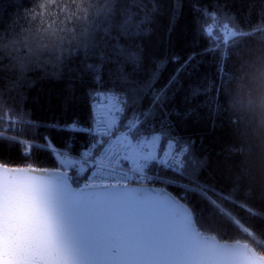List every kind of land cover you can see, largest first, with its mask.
Returning <instances> with one entry per match:
<instances>
[{
    "label": "snow or ice",
    "instance_id": "6c2138e0",
    "mask_svg": "<svg viewBox=\"0 0 264 264\" xmlns=\"http://www.w3.org/2000/svg\"><path fill=\"white\" fill-rule=\"evenodd\" d=\"M166 7L171 31L181 0L171 5L158 0H68L47 26L41 22L37 28L26 19L8 28L0 24V143L20 145V163L25 164L0 163V264H264V115L259 120L256 116V93L264 91V57L257 58L258 69L257 61L233 51L250 37L264 41V23L245 30L225 11L226 2L194 5L197 34L208 45L179 63L162 88L155 89L159 66L147 81L133 85L120 61L131 63L135 72L140 57L120 39L143 34L142 26L153 22L154 14L163 15ZM260 16L264 19V0ZM209 21L215 32L223 29L224 34L214 36ZM208 54L219 56L221 81L227 75L237 83L227 109L218 99L211 105L212 126L226 116L235 138L228 149L236 162L227 188L201 179L207 157L198 158L195 141L175 131L172 116L179 113L165 107L179 73L190 66L195 70L197 57ZM233 55L240 60L238 75L226 72ZM81 56L97 84H102L105 63L120 65L119 85L89 93L86 126L77 120L52 125L87 135L81 152L70 155V144L52 150L45 138L44 147L59 157L56 168L35 167L31 152L40 146L21 139L17 129L36 125L23 110L18 82L6 74L11 70L22 79L25 72L48 64L67 68ZM90 58L99 65L88 64ZM173 60L179 62L178 57ZM208 91L195 87L190 95ZM259 106L264 108V97ZM101 107L108 119L97 116ZM193 112L189 109L184 118ZM234 236L247 242L242 247L220 243Z\"/></svg>",
    "mask_w": 264,
    "mask_h": 264
},
{
    "label": "trees",
    "instance_id": "16d2710c",
    "mask_svg": "<svg viewBox=\"0 0 264 264\" xmlns=\"http://www.w3.org/2000/svg\"><path fill=\"white\" fill-rule=\"evenodd\" d=\"M67 2L68 0H0V24L8 28L13 21L21 22L26 19L34 27H40L41 22L47 26L57 20L60 8L66 6ZM158 2L171 5L173 0H158ZM220 2L222 4L226 2L225 11L234 15L237 23L245 30L264 23V19L260 16L262 0H220ZM181 3L183 7L171 31H169L170 13L166 7L163 15L154 14L153 22L142 26L143 34L120 39L121 45L140 57V65L135 72L131 63L120 61L133 85L147 81L159 66V78L155 83V89L162 88L176 74L179 63H182L190 53L199 52L208 45L209 41L197 34L194 23L196 13L193 11V6L211 7L212 0H181ZM33 17H36L35 21ZM209 24L214 29V36L224 34L223 29L215 32L216 25L212 21H209ZM259 35L260 33H257V37ZM233 51L238 52L245 60L257 61V58L264 57V41L250 37ZM173 57H178L179 62L173 60ZM115 59L113 57V61ZM218 59L219 56L214 54L198 56L199 67L193 70L190 66L180 72L179 83L169 90V99L165 107L168 112L179 113V116H172L176 124L175 131L180 136L195 141L198 158L207 157L208 164L201 174V179L215 183L218 187L227 188L230 184V169L236 162L229 155L228 149L235 143V138L226 116L223 119L217 118L216 127L212 126L211 105L218 99L222 108L227 109L237 83L235 80L230 81L227 75L221 81L216 70ZM82 60L81 56L69 63L67 68H71L72 71H68L67 68L57 69L53 64H48L46 67L25 72L22 79H18L19 74H13L11 70L6 74V79L18 82L17 93L18 97H23V110L28 113L27 118L36 125L35 127L19 125L17 129L21 133V139L40 146L33 148L31 152L35 167L50 170L56 168L54 160L59 157L54 158L49 148L44 147L45 138L50 141L52 150H62L70 144V155L76 156L81 152L88 143L87 135L70 134L52 125H63L77 120L86 126L92 103L89 93L94 88L104 91L119 85L120 65L115 62L105 63L101 68L102 84H97L93 74L81 62ZM87 63L99 65L100 62L97 58H90ZM195 63L196 61H193V64ZM239 68L240 60L237 55H233L227 61L226 72L238 75ZM257 68H261V63L258 61ZM195 87L202 90L207 88L209 91L207 94L192 98L190 93ZM262 97H264V91H258L256 93L257 120L264 115V108L259 106ZM189 109L194 110L193 115L185 119L184 114ZM0 156L4 158L0 160V163L12 160L18 163L9 166H25L20 163V145L10 142L0 143ZM69 174L72 175L71 170ZM168 190L175 195L178 193L177 189L169 188ZM205 234L214 235L213 233ZM237 240L247 242L241 236H234L232 239L223 241Z\"/></svg>",
    "mask_w": 264,
    "mask_h": 264
},
{
    "label": "water",
    "instance_id": "95a60500",
    "mask_svg": "<svg viewBox=\"0 0 264 264\" xmlns=\"http://www.w3.org/2000/svg\"><path fill=\"white\" fill-rule=\"evenodd\" d=\"M48 170H50V169H48ZM51 171V170H50ZM73 187H75V185H73ZM82 187V186H81ZM133 187H135V185H133ZM156 187H160V186H156ZM169 191V190H168ZM169 192H171V191H169ZM173 195H175L174 193H173ZM205 235H207V236H209V238H211L213 235H211V234H205ZM218 239V238H217ZM220 243H222V244H225V245H228V246H232V247H242V245L245 243V242H242V241H240V243H239V245H237L236 244V241H220Z\"/></svg>",
    "mask_w": 264,
    "mask_h": 264
},
{
    "label": "built area",
    "instance_id": "2783aa9c",
    "mask_svg": "<svg viewBox=\"0 0 264 264\" xmlns=\"http://www.w3.org/2000/svg\"><path fill=\"white\" fill-rule=\"evenodd\" d=\"M97 116L101 118V120L108 119L107 110L104 107H101L97 110Z\"/></svg>",
    "mask_w": 264,
    "mask_h": 264
},
{
    "label": "rangeland",
    "instance_id": "374dc122",
    "mask_svg": "<svg viewBox=\"0 0 264 264\" xmlns=\"http://www.w3.org/2000/svg\"><path fill=\"white\" fill-rule=\"evenodd\" d=\"M70 175V174H69Z\"/></svg>",
    "mask_w": 264,
    "mask_h": 264
}]
</instances>
